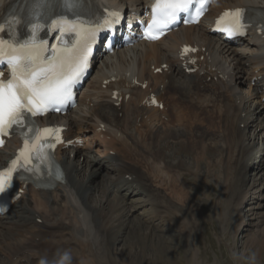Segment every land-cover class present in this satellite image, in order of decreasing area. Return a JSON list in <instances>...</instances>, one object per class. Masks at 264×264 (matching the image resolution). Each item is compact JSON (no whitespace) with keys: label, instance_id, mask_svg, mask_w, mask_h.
<instances>
[{"label":"bare ground","instance_id":"bare-ground-1","mask_svg":"<svg viewBox=\"0 0 264 264\" xmlns=\"http://www.w3.org/2000/svg\"><path fill=\"white\" fill-rule=\"evenodd\" d=\"M3 2L4 0H0V5ZM228 2L235 3L236 6L244 5L248 2L264 4V0H228ZM189 42L196 45H203L207 48L204 62L205 72H201L200 90H197L198 86H196L194 82L189 81L190 77L186 75L180 73L179 76L175 78V84L171 86V92L166 98V104L170 108L171 116L183 109L181 119L177 120L172 116V122L170 123L159 121L157 119L159 114L158 111L150 110V112H148L139 102V96L145 93V91L131 88L129 90L121 89L122 96L128 93L132 94L131 99L126 102L125 108L116 105L117 101L112 99V93L110 91H104L99 98L101 100L100 105L94 104L96 106L92 109L81 106L78 113L74 115L75 119L73 124L79 130L85 125L94 127L95 131L100 129V135L108 137H112L113 134L116 138L121 137L124 131H126L127 136L132 137L135 147H141L142 145L146 146L145 141L142 138L135 137L131 133H140L146 138L147 135L154 133V129L150 128L149 122H157L161 128H165L161 132L158 127L161 141L159 144L151 145L152 149L158 154V159L163 160L165 166H171L170 156L174 155L172 150L179 146L177 150L178 153L176 152L178 156L180 157L182 152L190 154V158H194L197 164L198 175H201V177L203 174H206L207 171L197 161L203 158L205 160H210L209 165H214V167L216 165L219 166L224 175L223 181L225 179V184H228L225 188L223 187L224 191H221V197L225 199L220 203V217L227 208L231 216H234L235 213L238 212L239 206L252 198L250 196V190L253 187L251 188L250 186L247 188L249 178L244 176L245 172L242 171V165L253 152L257 144L258 130H261L263 125L259 124L257 121L253 126L255 129L254 135L248 136L246 131L241 129V124L245 123L242 113L250 111L246 105H243L246 96L239 95L240 93L238 92L237 100L240 102L239 104L233 105L225 102H228L231 96L237 94L234 81L239 71L246 72L247 68L244 63L248 62L251 66L258 65L264 68V46L260 38H254L249 41V44L253 43L257 49L259 48L257 55H253L255 51H246L243 54H237L236 52L232 53L229 50L220 48L202 29L186 28L177 34H173L161 48L151 45L148 47H135L133 49L121 51L112 57H108L100 66L91 82V86L99 89L102 82L110 78L109 74L111 72L116 71L118 76H123L124 73L133 68L140 77L147 78L151 75L148 71L150 65H159L160 62H168L171 64L173 62L171 56L176 55L178 47L181 44ZM160 49L161 52L159 51ZM250 72L251 71L248 70L246 75L249 76ZM219 76L223 78L227 77V79H218L217 83L214 85L205 82L207 78L214 79ZM260 76L264 81V71L258 77ZM125 82V77L121 78L117 83V87L120 88ZM208 90H210L211 93L206 95ZM261 90L262 89L254 90V88L248 87L247 98L252 100L253 95ZM244 91L245 89L242 90V92ZM184 101L192 108V112H188V108L184 106ZM94 103H96V101H94ZM235 103H237V101ZM87 105H91V103L88 102L85 106ZM224 105L225 110L223 114L218 117L219 124L224 125L223 128L221 127L219 129L220 134L225 138L223 145L219 146L218 144H212L207 146V144L198 142L192 135L180 131H176L178 136L176 138L178 139L176 142L177 145L170 142L175 136L169 135L171 134V128H169V126L172 125L175 120L178 124H182L185 120L197 118L201 113L205 115L208 107H215L214 111H217ZM227 105L229 106L226 107ZM168 107L165 109L166 113H169ZM118 110L124 111V118L119 124L113 121V117L116 116ZM211 112L212 111H208V114ZM204 135L205 133H201L202 137H204ZM149 136L151 137V135ZM104 145L107 147L110 143L106 141ZM224 149H227L228 162L222 159ZM227 154L223 155L225 156ZM65 161L70 165V181L72 186L75 187L80 194L81 204L78 205L79 208L77 210L73 212L64 211L63 214L57 218L54 225H59V230L54 234L51 233L52 236L50 237L49 243L45 245V250H48L49 253L52 251L53 253L48 262H56L59 260L63 261V264H65V254H62V250L64 248H73L74 255L72 256V264H121L122 262L120 263V260L117 259L122 255L117 251L118 245L121 243L126 244L128 238L136 240V242H142L144 239L148 240L149 237H151L150 233H152V230H150L151 232L148 234L149 229L146 228L147 232L145 233L143 231L145 225L140 220H137L138 224H135L137 231L132 232V228H134L132 224L133 217L131 216L132 210L124 208V203L118 196H111L109 188L105 186L104 178L99 177L95 170L90 174L84 173L85 168L88 167L87 160L81 162L76 156L67 155L65 156ZM179 165L186 166L185 161H180ZM199 167L201 169H199ZM174 168L177 173L182 174V169L180 167L175 166ZM81 171L84 173L83 175ZM96 177L97 179L95 180ZM206 178L209 179L208 177ZM250 181L252 182L251 185L254 186L256 181H259V178L254 174V176L250 178ZM261 182L263 183L260 187L263 188L264 181L261 179ZM171 190L174 195L179 198L178 183ZM95 193H97L100 198L102 197L103 203L93 204L92 199L95 197ZM231 194L232 196L230 198ZM96 200L100 201V199L97 198ZM164 201L167 203L166 199H164ZM262 202H264V197ZM44 203L45 201L42 198H37L35 196L31 197L28 201V205L22 206L16 213L15 217L17 220L12 222L7 229H0V249L8 259H11L16 253L21 251L26 243L33 240L32 235L35 232V226L32 224V217L29 209H35L42 206ZM252 204L254 203H251V205ZM252 210L253 213L249 212V215L242 217L236 228L237 230L235 227H232L233 234L236 231L245 232L249 225L254 224L252 223L253 221L257 222L254 224L255 227H257V224L264 223V204L252 205L249 211ZM151 213L153 214L154 212L151 211ZM253 215H258L259 217L254 219ZM187 226V224L180 225L177 231L182 234L186 231L184 228ZM15 228L16 232L12 231ZM135 228L134 230H136ZM186 233H188V231H186ZM57 236H61L63 239L59 241ZM65 236H68V240H66ZM253 236L254 235L251 237L247 236L251 245H255L257 241V238H255L256 236ZM184 238H186V236H184ZM260 242L259 248L264 245V234L260 238ZM78 246L81 249H78ZM145 256L146 255L142 254L141 257L135 256V259H129L124 262L125 264H148L149 260L148 258L145 259ZM257 256V261L255 260L256 264H258L259 260L262 258L259 254ZM7 263L8 261L0 262V264Z\"/></svg>","mask_w":264,"mask_h":264},{"label":"rangeland","instance_id":"rangeland-1","mask_svg":"<svg viewBox=\"0 0 264 264\" xmlns=\"http://www.w3.org/2000/svg\"><path fill=\"white\" fill-rule=\"evenodd\" d=\"M177 147L179 148V146ZM178 148L172 150L174 155L170 156V163L173 162L176 164L177 162L178 164L176 166L180 167L182 172L187 167L190 168V170L192 168L196 171L197 178L200 177L199 179L206 180L207 182L212 181V187L210 186L208 188L209 191L212 192L207 198L214 200L215 193L224 191L223 187L225 188V186H228L227 183L225 184V179L223 181L224 175L222 174L223 172L221 171V168L218 166L219 169L215 170L214 168L216 166L209 165L210 160L207 159L205 160L202 158L197 161L207 171V173L203 175H207L206 177L210 179L209 181L205 176L202 175L201 177V175H198L197 164L194 161V158H190V154L182 152L181 156H178ZM180 161H185L186 166H180ZM199 169L201 168L199 167ZM186 180L189 181L188 184L194 183L192 177ZM209 191L206 193L208 194ZM231 196L232 194L230 195V198ZM191 197L197 202L202 203V205L201 207L198 205V208L194 210V213L192 211L190 212V209L185 211L188 217L185 218L181 225H188L184 228L188 233L185 231L181 234L177 231V233L174 232L173 235L168 234L165 236L156 232L157 230H155V232L152 231V234L149 229L148 234L150 233L151 237H149L148 240L144 239L142 242H136V240L128 238L126 244L121 243L118 245L117 251L122 254L120 258L117 256V259L120 260L119 262L123 263L129 259L133 260L135 259V256L141 257L142 254H144L146 255L145 259L148 258L149 260L148 264H256L257 255L259 254L262 258L259 260L258 264H264V245L259 248L261 244L260 238L264 234V223L257 224V227H255L254 224L257 222L253 221L252 223L254 224L249 225L243 235H234L232 227L237 226V221H233L234 216H231L228 208L224 210L220 217L219 209V213H212V211L216 212L217 208L210 203V207L212 208V211L210 212L211 208L206 205L205 201H201V199L203 198L204 200L205 197L203 192H199L196 196L194 191L191 193ZM96 198L100 199V201H97ZM224 199H222V202ZM92 201L93 204L100 203L102 202V197L100 198L97 193H95V197ZM200 210H203L205 213L199 212ZM253 217L254 219H257L259 216L253 215ZM137 222L136 219L134 220L132 218L134 228L135 224H138ZM134 228H132V232L137 231V229L135 228L136 230H134ZM147 229L145 226L143 227L145 233L147 232ZM252 235L257 238V241L255 242L256 246L251 245V242L247 237H251ZM184 236H186V238H184ZM126 245L129 250L126 248Z\"/></svg>","mask_w":264,"mask_h":264},{"label":"snow or ice","instance_id":"snow-or-ice-1","mask_svg":"<svg viewBox=\"0 0 264 264\" xmlns=\"http://www.w3.org/2000/svg\"><path fill=\"white\" fill-rule=\"evenodd\" d=\"M64 4L65 7H74V0H64ZM193 7L194 0H157L152 9V24L146 29L145 35L150 39H156L159 33L152 34L154 27L166 28L168 24L176 20L178 13H190ZM201 12L202 5L200 9L196 10V15L199 16ZM225 15L233 16L237 28L242 27V10L225 13ZM229 31L231 32L232 29ZM90 38L95 39L94 32L90 34ZM90 51V44L85 42L75 49L74 58H63L56 62L57 58L54 55L49 66L41 68L35 67V60L29 56L19 75V65L13 63L12 78L7 84H0V133H5L6 129L12 128L14 125L22 127L26 119V112L35 116L37 112L61 105L68 100L71 96L72 86L79 81L87 68ZM35 131L37 133L35 138H39L40 130L36 129ZM52 131V129H44L43 133L49 134ZM28 142L29 137L24 136L25 147L19 155L25 160L28 159L26 156L29 151ZM17 163L18 161H13V166L7 172H0V196L7 195V190L11 187V174Z\"/></svg>","mask_w":264,"mask_h":264}]
</instances>
